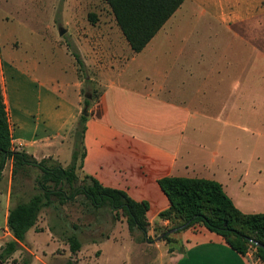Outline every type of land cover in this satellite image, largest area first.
Returning <instances> with one entry per match:
<instances>
[{
	"label": "crops",
	"instance_id": "crops-1",
	"mask_svg": "<svg viewBox=\"0 0 264 264\" xmlns=\"http://www.w3.org/2000/svg\"><path fill=\"white\" fill-rule=\"evenodd\" d=\"M255 14L252 5L243 11L238 0H185L140 53L133 52L113 14L109 23L98 19L86 29L90 36L72 37L85 67L96 71L85 82L79 79L78 65L65 45L54 49L59 77L47 69L39 47L23 56L9 54L5 64L0 54V85L13 149L37 161L51 158L71 163V135L85 109L83 87L95 82L101 90L87 110L81 175L124 191L136 202H147L151 225L168 224L159 218L170 207L159 181L169 176L215 180L243 213H264L262 171L255 172L221 138L214 148L207 147L212 138L206 127L223 124L210 112L217 96H208L203 104L192 101L207 88V80L219 90L231 91L230 71L221 62L242 56L239 47L244 45L235 28ZM73 19L74 12L72 23ZM72 23L64 29H71ZM213 30L217 32L212 45L233 46L230 39H222V30L239 41L232 55L220 57L206 48V32ZM13 187V162L8 160L0 179V251L13 240L8 228ZM54 229L39 216L13 259L19 261L25 251L33 257L32 264H60V246L75 258L82 249L70 251V244L64 245ZM177 239L184 251L172 252L169 264H254L250 252L238 253L221 235L202 225L179 233ZM105 244L116 246L117 253L122 246L114 238L93 243L101 250V264L107 255ZM124 259L118 264H125ZM110 262L116 264L114 258Z\"/></svg>",
	"mask_w": 264,
	"mask_h": 264
},
{
	"label": "rangeland",
	"instance_id": "rangeland-1",
	"mask_svg": "<svg viewBox=\"0 0 264 264\" xmlns=\"http://www.w3.org/2000/svg\"><path fill=\"white\" fill-rule=\"evenodd\" d=\"M238 4L242 6L243 11L247 6L252 5L257 14L253 19L235 28L238 40L241 39L244 45L239 47V50L244 51L242 56L234 61L232 59L231 62L229 59L221 62V65L227 66L230 71L227 82L229 86L230 81L231 91L230 88L219 90L211 80H207V88L196 93L192 101L195 100L196 105L203 104L208 96L210 99L217 96V104L210 112L211 114L215 112L217 115L213 117L221 118L223 124L219 127H206L210 130L209 136L212 138L207 143V147L214 148L216 141L221 138L223 143L227 142L230 145V150L242 155L255 172L262 171L261 175L264 179V0H238ZM255 6H257L256 10ZM73 12L74 23L70 20ZM89 13H96L98 19L104 23L112 20V12L105 0H0L2 61L5 64L9 54L23 56L27 52L31 53L35 47H39L41 59L47 69L55 77H59V70L55 69L57 61L54 49L58 45H65L70 52L78 51L77 46L72 44V37L77 35L84 39L90 36L91 32L86 30L91 27L88 21ZM66 23H72L71 29L67 28L66 33L60 36L59 29L66 27L68 25ZM215 32L217 31L206 32V48L216 50V54L220 57L225 53L232 55L236 45L240 44L239 41L222 30V39L226 41L230 39L233 46L230 44L227 46L225 43L212 45ZM229 64L232 66L229 67ZM95 73V70H89L87 67L82 73L78 67L79 79L83 82L88 75ZM100 90L101 87L95 82H91L90 85L84 84L83 98L85 99V95L93 97ZM194 140L197 141L196 136ZM70 143L71 145L74 143V134L71 135ZM72 154L73 150H70L69 160L72 159ZM58 162L63 167L70 164L67 163L68 160ZM40 173L38 168L33 167L17 171L14 176V192H16L13 198L14 204L19 199L28 200L35 193L34 187ZM77 175L79 178L83 177L78 170ZM40 218L47 220L51 228H57L56 231L54 229L55 234L60 236L64 245L76 242L80 245L79 250L82 249L73 258L67 256L65 247L60 246L57 251L60 264H101V250L94 248L93 243L98 245L111 238L122 245V250L117 253L116 246L105 244L107 255L103 258V264H114L110 262L113 258L116 264L123 258L125 264H169L172 257L170 249L178 246L177 241L166 243L162 240L163 232L169 227V223L150 224L147 233L137 228L130 230L126 218L116 214L110 205L94 208L84 196H78L65 205L55 202L41 212ZM89 249H92V252ZM249 252L254 264H262L255 257L254 248ZM32 263L33 257L24 251L19 261L12 257L6 264Z\"/></svg>",
	"mask_w": 264,
	"mask_h": 264
},
{
	"label": "trees",
	"instance_id": "trees-1",
	"mask_svg": "<svg viewBox=\"0 0 264 264\" xmlns=\"http://www.w3.org/2000/svg\"><path fill=\"white\" fill-rule=\"evenodd\" d=\"M185 0H105L117 26L134 53H140L159 32L163 25L175 14ZM88 21L94 25L98 21L96 13L88 14ZM71 54L84 73L85 64L80 53ZM89 82V81H86ZM92 99H84L87 110ZM87 116L81 115L74 130V149L72 162L63 167L58 161L44 159L37 161L25 151L13 149L8 112L0 85V179L8 160L13 162V175L19 169L38 168L41 173L36 180L33 193L28 200L19 199L10 209L8 228L13 240L5 243L0 251V264H6L21 249L28 231L34 228L41 212L55 202L65 205L78 196H84L94 208L110 205L116 214L124 216L130 230L137 228L147 233L150 222L147 218V202H136L128 194L118 189L107 188L94 178L83 175L79 178L77 170L83 167L85 157L84 136ZM79 146V149H78ZM79 161V164H78ZM159 184L170 201V207L159 218L168 221L169 227L163 232V241L178 242L170 252L184 249L176 239L179 233L202 225L221 235L238 253L245 255L254 248L255 257L264 264V213L246 214L239 210L226 194L221 183L203 178L169 176L162 178ZM13 195H16L13 187ZM176 232L169 234L170 230ZM80 245L70 243L73 253Z\"/></svg>",
	"mask_w": 264,
	"mask_h": 264
},
{
	"label": "water",
	"instance_id": "water-1",
	"mask_svg": "<svg viewBox=\"0 0 264 264\" xmlns=\"http://www.w3.org/2000/svg\"><path fill=\"white\" fill-rule=\"evenodd\" d=\"M66 31H67L66 29H64V28H60V29H59V35H60V36H63V35L66 33ZM85 98H86V99H91L92 97H91L90 95H85ZM82 115H84V116H87V115H88L87 108L84 109ZM175 232H176V229H174V230H170V231H169V234H173V233H175ZM257 246H258V247H261V248L264 249V246L261 245V244H257Z\"/></svg>",
	"mask_w": 264,
	"mask_h": 264
}]
</instances>
